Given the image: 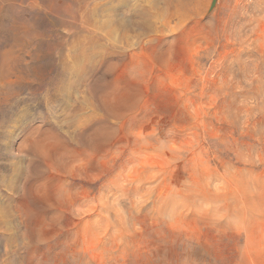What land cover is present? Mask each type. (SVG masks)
<instances>
[{
  "label": "rangeland",
  "instance_id": "1",
  "mask_svg": "<svg viewBox=\"0 0 264 264\" xmlns=\"http://www.w3.org/2000/svg\"><path fill=\"white\" fill-rule=\"evenodd\" d=\"M0 264H264V0H0Z\"/></svg>",
  "mask_w": 264,
  "mask_h": 264
},
{
  "label": "bare ground",
  "instance_id": "2",
  "mask_svg": "<svg viewBox=\"0 0 264 264\" xmlns=\"http://www.w3.org/2000/svg\"><path fill=\"white\" fill-rule=\"evenodd\" d=\"M88 6V5H87ZM93 11V10H92ZM77 24V23H76ZM88 36V35H87ZM84 38H86V37H84ZM77 43V42H76ZM73 55V54H72ZM17 58V57H16ZM76 58V57H75ZM2 63V62H1ZM4 65V64H3ZM29 66V65H28ZM14 70V69H13ZM24 70H25V68H24ZM17 73V72H16ZM25 74V73H24ZM16 75H18V74H16ZM17 77V76H16ZM22 77V76H21ZM23 79V78H22ZM5 80V79H4ZM9 80V79H8ZM10 81V80H9ZM9 86V85H8ZM46 98V97H45ZM13 108V107H12ZM41 124V123H40ZM29 127V126H28ZM26 134V133H25ZM46 135V134H45ZM29 142V141H28ZM9 143V142H8ZM22 147V146H21ZM24 147V146H23ZM22 150V149H21ZM39 152V151H38ZM32 154V153H31ZM16 166V165H15ZM41 166V165H40ZM26 167V166H25ZM33 169V168H32ZM35 170V169H34ZM37 171H38V169H37ZM40 172V171H39ZM41 173H42V170H41ZM40 174V173H39ZM24 176V175H23ZM28 176V175H27ZM26 178V177H25ZM26 180V179H25ZM28 182V181H27ZM11 185V184H10ZM26 187V186H25ZM18 190V189H17ZM15 191V190H14Z\"/></svg>",
  "mask_w": 264,
  "mask_h": 264
}]
</instances>
